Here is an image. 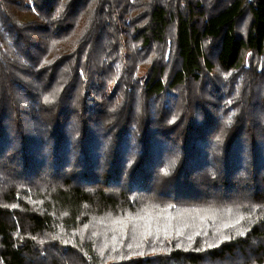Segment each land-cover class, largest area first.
Here are the masks:
<instances>
[{
    "label": "trees",
    "instance_id": "16d2710c",
    "mask_svg": "<svg viewBox=\"0 0 264 264\" xmlns=\"http://www.w3.org/2000/svg\"><path fill=\"white\" fill-rule=\"evenodd\" d=\"M0 264H264V0H0Z\"/></svg>",
    "mask_w": 264,
    "mask_h": 264
},
{
    "label": "snow or ice",
    "instance_id": "6c2138e0",
    "mask_svg": "<svg viewBox=\"0 0 264 264\" xmlns=\"http://www.w3.org/2000/svg\"><path fill=\"white\" fill-rule=\"evenodd\" d=\"M46 100H48L49 98L46 97L45 98ZM145 219V216H136V217H125V218H117L116 220L113 221L114 224H118V225H121L122 226V232L123 231H126L127 229V223H132V232L135 233L137 228L140 227V225L136 224L134 221L136 220H144ZM127 221V223H126ZM150 226L148 225H145V232L143 233V235L145 236V238H147V236H150L152 235L151 231L148 230ZM180 233H177V235H179ZM117 237L115 235H113L112 237V240L113 241H116ZM189 239H191V237H189ZM225 239H227V237H225ZM137 247H140V245H136ZM128 247L129 248H132L133 245L132 244H128ZM141 255L143 253H140Z\"/></svg>",
    "mask_w": 264,
    "mask_h": 264
},
{
    "label": "rangeland",
    "instance_id": "374dc122",
    "mask_svg": "<svg viewBox=\"0 0 264 264\" xmlns=\"http://www.w3.org/2000/svg\"><path fill=\"white\" fill-rule=\"evenodd\" d=\"M244 24H243V26L245 25V23H247V22H243ZM246 28V27H245ZM172 159H175V155L172 157Z\"/></svg>",
    "mask_w": 264,
    "mask_h": 264
}]
</instances>
